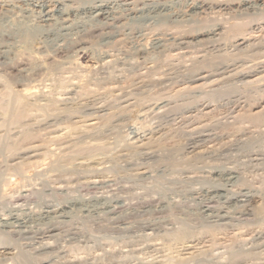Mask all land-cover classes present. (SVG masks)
<instances>
[{
    "label": "rangeland",
    "instance_id": "rangeland-1",
    "mask_svg": "<svg viewBox=\"0 0 264 264\" xmlns=\"http://www.w3.org/2000/svg\"><path fill=\"white\" fill-rule=\"evenodd\" d=\"M239 1L143 27L122 16L81 36L106 59L91 68L70 42L40 63L0 53V219L24 222L0 223V264H264V0ZM8 2L0 31L41 10Z\"/></svg>",
    "mask_w": 264,
    "mask_h": 264
},
{
    "label": "bare ground",
    "instance_id": "bare-ground-1",
    "mask_svg": "<svg viewBox=\"0 0 264 264\" xmlns=\"http://www.w3.org/2000/svg\"><path fill=\"white\" fill-rule=\"evenodd\" d=\"M3 1V0H1ZM0 1V2H1ZM9 0H5V2L0 3V9L4 8H10V4L8 2ZM14 1V0H13ZM27 1V0H26ZM29 5L34 8H39L37 13L38 17H33L31 13L33 10L25 9L22 11H19L17 15L24 19V21H20L19 19L10 20L8 21L6 18V21H8V26L4 27V30L0 31V37L2 40H5V43L0 44V53L3 55H7L10 51H19L20 49L24 48H32L34 51L37 52V57H35L32 60L36 61L37 63H40V58L38 57V53L41 54L44 50H46L47 46H50L55 50V52L61 50L65 47V44L69 43L72 45L74 43L78 50L80 48L79 56L78 58L81 59V62L85 68H89L92 64H98L101 62H104L106 59L104 57H94L93 52L90 54L85 49L84 40L81 39V36L89 34H95L97 31L105 32L110 31L112 32V29L114 28V25L120 21V18L122 16L127 17L124 18L128 21V24L130 23L132 26H142L146 25L147 23L151 22L154 24H159L161 22H178L179 20L185 18L188 19L192 14H198L199 12L207 9L208 7H211V4L206 0L203 1H193L190 6L187 7L186 10H184V7H181L180 5H184L188 3L189 0H140L137 2H140V6L137 5L135 2H124L125 4L121 3H115L114 0H54L51 7H47L45 0H28ZM121 1V0H120ZM215 3L216 7H227L228 4L224 3ZM190 3V2H189ZM12 4V3H11ZM50 4V3H49ZM123 4V5H122ZM188 5V4H187ZM256 5V4H255ZM185 6V5H184ZM27 7V5H26ZM186 7V6H185ZM236 7L241 8V10H253L254 4H252L248 0H241L236 3ZM213 8V7H211ZM210 8V9H211ZM13 9V8H12ZM20 9V8H19ZM225 10V8H223ZM230 9V8H229ZM17 10V9H16ZM5 11V10H4ZM9 11V10H8ZM262 11V10H261ZM12 12V11H11ZM35 13V12H34ZM5 14V13H4ZM13 14V13H12ZM16 15V16H17ZM8 17V16H7ZM18 18V17H17ZM36 19V20H35ZM122 20V19H121ZM188 21V20H187ZM195 22V21H194ZM242 22V21H241ZM124 23V22H123ZM127 24V25H128ZM197 24V23H196ZM195 24V25H196ZM238 24V23H237ZM242 24V23H240ZM3 26V25H2ZM117 26V25H116ZM132 26H129L130 28ZM233 26H235L233 24ZM198 27V26H196ZM242 27V25H241ZM239 27V29L241 28ZM130 28H127V31H130ZM165 28V27H164ZM234 28V27H233ZM237 28V27H236ZM1 29V28H0ZM115 29V28H114ZM117 29V28H116ZM125 29V28H124ZM133 29V28H132ZM149 29V28H148ZM238 29V28H237ZM238 29V30H239ZM243 29V28H242ZM246 29V28H245ZM209 30V29H208ZM213 30V29H212ZM216 30V29H215ZM236 30V29H235ZM114 31V30H113ZM199 32V30L197 31ZM242 32V31H241ZM87 33V34H86ZM99 33V32H98ZM184 33V32H183ZM214 33V32H213ZM239 33V32H238ZM108 35L107 33H104ZM212 32L210 33H204L194 35V40H198L199 37L204 36H211ZM246 34V33H245ZM104 35V36H106ZM215 35V33L213 34ZM103 36V37H104ZM132 36V35H131ZM89 37V36H88ZM93 37V36H92ZM99 37V36H98ZM85 38V37H83ZM102 38V36H101ZM110 38V37H108ZM242 38V37H241ZM175 40V39H174ZM243 40V39H242ZM247 40V39H246ZM99 41V40H97ZM159 41V40H158ZM161 41V40H160ZM179 45L182 44V39L178 40ZM177 41V42H178ZM197 42V41H196ZM159 43L155 44L158 45ZM238 47H241L244 43L239 41L236 43ZM72 46V47H75ZM85 45V46H84ZM187 45V44H186ZM68 46V45H67ZM70 46V45H69ZM84 46V48H83ZM159 46V45H158ZM190 46V45H189ZM236 46V45H235ZM189 48V47H188ZM69 49V48H67ZM65 50V49H64ZM27 51V50H26ZM47 51V50H46ZM75 51V50H74ZM247 51V50H246ZM49 52V51H48ZM54 52V51H53ZM23 53V52H22ZM62 53V52H61ZM237 53V52H236ZM240 53V52H239ZM46 54V53H45ZM57 54V53H56ZM60 54V53H59ZM69 54V53H68ZM2 55V56H3ZM193 55V54H192ZM18 56V55H17ZM35 56V55H34ZM33 56V57H34ZM4 57V56H3ZM8 57V56H6ZM30 58V57H29ZM11 59V58H10ZM9 59V60H10ZM25 59V58H24ZM5 60V59H4ZM17 60V59H16ZM26 61V60H25ZM244 62V61H243ZM253 62V61H251ZM28 63V62H27ZM105 63V62H104ZM109 63V62H107ZM42 64V63H41ZM260 64V63H258ZM37 65V64H35ZM42 66V65H41ZM208 66V65H207ZM28 64H21L16 67V72L19 74V76H27L28 72L32 73V71L29 68ZM33 69V66H31ZM39 67V66H38ZM219 67V66H218ZM91 68V67H90ZM93 68V67H92ZM98 68V67H97ZM243 68V67H242ZM14 69V68H13ZM197 69V68H196ZM31 70V72H30ZM214 70V69H213ZM245 73V72H244ZM86 77V76H85ZM28 79V78H27ZM22 80V79H21ZM148 80V79H147ZM25 82V81H24ZM18 83V82H17ZM23 83V82H21ZM70 83V82H69ZM49 85V84H48ZM20 86V85H19ZM147 87V86H146ZM33 88V87H32ZM47 88V87H46ZM107 88V87H106ZM244 88V87H243ZM39 89V88H38ZM117 89V88H116ZM34 90V89H33ZM43 90V89H42ZM36 92V91H35ZM40 92V91H39ZM44 92V91H43ZM16 93V92H15ZM66 93V92H65ZM26 97H23V96ZM30 95V92L28 90H24L21 93V97L27 98V96ZM31 97V96H30ZM29 97V98H30ZM42 97V96H41ZM17 98V97H16ZM112 98V97H111ZM49 99V98H48ZM221 99V98H220ZM23 101V100H22ZM40 101V100H39ZM66 101V100H65ZM21 102V101H20ZM44 102V101H43ZM254 102V101H253ZM33 103V102H32ZM40 103V102H39ZM57 103V100L56 102ZM160 103V102H159ZM258 104V103H257ZM16 105V104H15ZM46 105V104H45ZM30 106V105H29ZM35 106V105H34ZM32 107V106H31ZM33 109V108H32ZM35 109V108H34ZM26 110V109H25ZM40 110V109H38ZM42 111V110H41ZM44 112V111H43ZM54 112V111H53ZM42 113V112H40ZM38 113V114H40ZM24 114V113H23ZM32 114V113H31ZM34 114V113H33ZM36 114V113H35ZM25 115V114H24ZM23 115V116H24ZM18 116V115H17ZM32 117V115H30ZM29 116V117H30ZM25 117V116H24ZM238 117V116H237ZM11 118V117H10ZM46 118V117H45ZM15 119V118H14ZM21 119V118H20ZM5 120V119H3ZM16 120V119H15ZM24 122V121H23ZM18 123V122H17ZM33 123V122H32ZM56 123V122H55ZM42 125V124H40ZM33 125H31L32 127ZM22 127V126H21ZM225 127V126H224ZM233 127V126H232ZM80 131V130H79ZM46 133V132H45ZM131 134V133H130ZM136 135V134H135ZM26 136V135H25ZM38 148V147H37ZM24 150V149H23ZM24 153V152H23ZM28 161V160H27ZM96 183V182H95ZM93 188V187H92ZM98 188V187H97ZM216 188V187H215ZM59 190V189H58ZM62 190V189H61ZM21 191V189H20ZM213 191V190H212ZM214 193V192H213ZM243 194V193H242ZM21 195V194H20ZM208 197L206 198L204 204L205 206H209L210 203L213 202L212 192L211 194H207ZM214 196V195H213ZM250 196V195H249ZM18 197V196H17ZM15 197V199L17 198ZM206 197V196H205ZM216 197V196H215ZM226 197V196H225ZM242 197V196H241ZM244 197V196H243ZM117 199V198H116ZM115 199V200H116ZM17 205V204H16ZM20 206V205H19ZM110 206V205H109ZM54 207V206H53ZM46 208V207H45ZM58 209V207H56ZM110 208V207H109ZM47 209H50L46 212H52L54 209L51 207H47ZM52 209V210H51ZM13 210V209H12ZM15 210V209H14ZM110 210V209H109ZM112 210H114V206H112ZM11 211V210H10ZM61 211V210H60ZM16 212V210H15ZM18 212V211H17ZM41 211L40 213H42ZM44 211V213H46ZM111 212V211H110ZM21 213V212H20ZM24 213V212H23ZM55 213V211H54ZM33 214V213H32ZM48 214V213H47ZM57 214V213H56ZM59 214V213H58ZM62 214V213H61ZM21 215V214H20ZM12 216L9 219H0V223L2 226H7V228L11 225L10 220H13V222L22 225L24 222L19 217ZM60 216V215H59ZM65 217V216H64ZM31 221V220H30ZM24 225V224H23ZM154 226V225H153ZM1 227V226H0ZM14 227V226H13ZM23 227V226H22ZM27 227V226H26ZM53 227V226H52ZM33 228V227H32ZM56 228V227H55ZM11 229V227H10ZM26 229V228H25ZM22 230V229H21ZM20 230V231H21ZM29 230V229H28ZM50 230V229H48ZM7 231V230H6ZM31 231V230H29ZM51 231V230H50ZM50 231H46L47 233ZM54 231V230H53ZM65 231V230H64ZM5 232V231H4ZM16 232V231H15ZM25 233V232H24ZM27 233V232H26ZM45 233V231H44ZM43 233V234H44ZM42 234V235H43ZM48 234V235H49ZM36 236V235H35ZM45 235H43L44 237ZM33 237V236H31ZM39 238V237H38ZM37 238V239H38ZM40 240V239H39ZM38 241V240H37ZM43 241V240H42ZM49 243V242H48ZM45 244V243H44ZM48 245V244H46ZM51 246V244H50ZM50 246H45L50 247ZM41 249V248H40ZM38 250V249H37ZM46 251V249L44 250Z\"/></svg>",
    "mask_w": 264,
    "mask_h": 264
}]
</instances>
